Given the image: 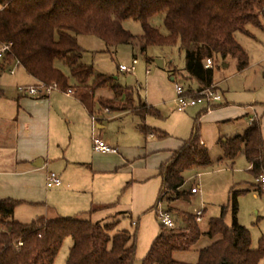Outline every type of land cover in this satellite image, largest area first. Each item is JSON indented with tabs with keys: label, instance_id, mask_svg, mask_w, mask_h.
<instances>
[{
	"label": "trees",
	"instance_id": "1",
	"mask_svg": "<svg viewBox=\"0 0 264 264\" xmlns=\"http://www.w3.org/2000/svg\"><path fill=\"white\" fill-rule=\"evenodd\" d=\"M0 6V49L12 45L5 61H18L38 81L37 85L56 84L63 92L73 90L91 117L104 108L112 112L130 111L139 118V128L146 138L169 136L146 124L148 117L160 118L159 111L149 106L135 88L124 87L115 77L97 74L93 66L81 63L84 50L78 36L98 38L109 52L133 40V35L123 27L124 21L141 23L142 50L156 46L179 47L184 53L186 79L198 85L195 90L188 89L193 94L215 87L214 69L220 60L233 58L238 62L239 71L247 69L249 53L236 36L252 35L251 27L264 30V0H0ZM158 15H162L168 35L149 24ZM208 59L213 61L210 68H206ZM57 62L69 68L76 81L74 85L57 68ZM101 89H109L113 98H97L96 92ZM200 124L197 117L191 137L161 165L160 191L149 211H158L159 205L167 201L165 211L169 213L173 201H189L190 194L183 190L187 183L185 173L212 164L209 149L201 141ZM220 144L224 154L220 161L227 160L233 166L243 155L250 164L249 173L260 181L264 174L260 119H255L243 134L221 139ZM254 188L261 194L264 186L259 182ZM243 193L238 191L232 196L231 226L225 224L224 216L210 220L208 235L215 241L198 253L196 264H260L264 260V235L258 248L253 249L250 231L237 219L238 198ZM20 204L12 198L0 200V264H55L67 238L73 239V246L66 264H135L137 233L119 230L121 218L129 214L119 213L101 222L37 217L26 224L14 218ZM115 205L93 207L90 213ZM186 222L185 228L166 229L161 224L142 264H189L176 260L174 254L192 251L202 231L196 216L187 217ZM132 223L138 225L135 221Z\"/></svg>",
	"mask_w": 264,
	"mask_h": 264
},
{
	"label": "rangeland",
	"instance_id": "2",
	"mask_svg": "<svg viewBox=\"0 0 264 264\" xmlns=\"http://www.w3.org/2000/svg\"><path fill=\"white\" fill-rule=\"evenodd\" d=\"M149 24L159 30L163 35H168V29L163 24L162 15L153 17ZM123 27L133 35V40L129 44H119L115 48L107 51L105 43L93 36H78L84 52L82 54L81 63L93 66L97 74L113 76L118 80V83L124 87H133L139 90L140 97L147 101L148 104L154 106L161 113V118L149 117L147 125L155 127L158 130L165 131L170 138L166 141L158 140L155 143L168 144L175 146L182 140L190 137L195 126V120L198 117L199 108L188 109L186 112H180L177 109V94L176 88L181 86L185 89L192 86V83L186 79L187 73L185 71V56L180 51L179 47H148L145 51L142 50V35L143 28L141 23L134 20H127L123 22ZM250 32L258 35V39H254L238 34L237 41L245 47L249 53V66L244 71H239L238 62L233 58H228L226 61L220 60L218 66L214 69V81L219 84L221 90L230 93H238L239 96H245V99L259 98L264 96V33L260 29L249 28ZM138 59L135 71L131 73L121 72L120 66L130 67L133 60ZM158 61L163 62V67H160ZM2 60L0 59V65ZM57 68L70 78V85H74L75 79L71 76L68 67L64 66L62 62L56 63ZM9 68L18 71L17 64L10 67L6 66L3 71H0V90L4 92V97L0 99V111L13 107L15 99L18 96L17 86L19 84L16 76H11ZM175 78V79H174ZM174 79V80H173ZM105 94L104 99L112 97L109 90H100ZM222 93V92H221ZM66 94L62 91L52 93L53 97L61 99L62 105L69 107V101L66 99ZM223 98V95H222ZM67 100V101H65ZM217 108V107H215ZM81 109V107H79ZM104 109H98L97 115L100 119L115 121L106 122L107 135L110 139V146H115L116 143L120 145V149H128L123 151L127 155L136 153L139 147L143 145L149 146L150 139H144V136L138 132L139 118L134 116H127L124 119H111L110 115H104ZM79 111V110H78ZM124 111V110H123ZM120 111L119 113H123ZM126 112V111H124ZM211 113V112H210ZM60 108L57 116L58 129L62 135V149L56 148L58 155L53 157L54 163L50 170H53L61 175L63 178L71 176L74 180L75 186L82 185L86 193H81V206L75 205L77 209L84 212L81 218L89 219L90 215L85 211H89L92 204H97L99 196L107 195L111 197L109 200L116 202V206L130 204L132 198L131 187L126 186L128 180L132 178V172L128 171V167L122 170L116 169V173H97L92 171V154L93 139L89 144L86 153L80 155L79 160L82 165H70L68 172H65L66 165L64 155L66 158L71 156L76 150L74 144L68 149L71 141L70 127L66 121H84L86 117L78 112L76 109L71 110L70 114ZM67 115V116H66ZM208 114L202 115L200 124V135L203 140L207 142L212 164L204 169H193L185 173L187 185L183 188L190 194V200H175L170 203V215L178 227H187L186 219L189 216H195L200 211L202 214V221L198 223L201 228L202 236L198 244L190 252H176L174 258L180 262L196 264L198 260V253L213 245L215 240L208 235L210 220L224 216V222L227 226L233 223L232 210V196L235 192L245 191L238 198V214L237 219L239 224L246 227L252 238V248L257 249L260 238L264 235V188L262 193H257L254 186L259 183L250 173L248 163L245 156L241 155L236 163L232 166L229 161H220L223 157V151L220 144V137L223 135L235 136V134H242L244 128L241 127L242 122H248L246 119L237 120L234 122H227L218 124L210 120ZM86 121H91L92 118L87 116ZM107 125V124H106ZM264 125V122H263ZM94 126V125H93ZM97 134V132H96ZM88 141V137H86ZM57 145V144H56ZM7 146V145H6ZM88 147V145H87ZM151 157H141L135 160L134 171H139L147 166L153 167L154 160ZM152 159V160H150ZM149 161V163H148ZM148 163V164H147ZM70 171L74 173L69 174ZM137 171V172H138ZM67 173V175H66ZM123 178L128 179L120 187ZM131 178V179H130ZM126 186V187H125ZM200 187V193L197 195L191 194V190L195 187ZM70 192V191H69ZM50 201L56 199L60 202L55 206L45 200L47 206H31L19 205L15 211V218L22 223H30L37 217L52 218L54 217L55 208L57 210H67V199L54 196L56 191H49ZM72 193V192H70ZM172 194L168 195L171 196ZM71 194L68 195L70 197ZM106 197L105 200H108ZM77 198V197H76ZM75 198V199H76ZM158 198V192L155 200ZM66 199V200H63ZM153 200L151 208L156 204ZM49 205V206H48ZM168 202L164 201L159 205L158 211H147L141 216H126L121 218L119 230H127L130 233H137V253L135 264H142V260L148 253L153 240L158 236L161 229V221L159 219V211L166 209ZM54 208V209H53ZM225 209V210H224ZM225 211V212H224ZM224 212V213H223ZM64 216V215H62ZM133 220L138 224L134 225ZM156 234V235H154ZM154 236V237H153ZM153 237V239H152ZM73 239L67 238L62 244L61 250L57 256L55 264H66L70 248L73 246ZM264 264V260L260 263Z\"/></svg>",
	"mask_w": 264,
	"mask_h": 264
},
{
	"label": "crops",
	"instance_id": "3",
	"mask_svg": "<svg viewBox=\"0 0 264 264\" xmlns=\"http://www.w3.org/2000/svg\"><path fill=\"white\" fill-rule=\"evenodd\" d=\"M1 9L2 7L0 6V10ZM260 31H262V34L264 33V30ZM251 34V38H254L255 40L258 39V35L253 33ZM78 42L82 47V43H80L79 38ZM82 49L84 50L83 47ZM82 58L83 57H81V61ZM1 60L2 64L0 65V71H3L6 66L10 67L12 65H15L16 63V60H11L8 62L5 61V59ZM10 70L11 68H9V71ZM17 70L18 71H15L14 75H11L16 76L18 79L19 84L17 86V90L20 86H36L38 84V81L27 74V71H25L21 66H18ZM191 83V88H193L194 90L198 88V85L195 82ZM214 84L219 92H222V103L219 104L216 109L209 112H205L204 106L190 108H199V120L201 116L205 114H208V116L211 117V121H215L218 124L227 122L231 123L237 120L247 119V123H241V127L244 128L243 131L245 132L247 127H249L253 122H251L252 119H260L262 121V134L264 138V96L259 98L245 99V96H239L238 93L233 94L228 91L221 90L219 84L215 81ZM190 87H188L187 90ZM137 92L139 93V90H137ZM65 96L67 100H70L69 107L62 105V103H60L61 99H59V97H53L52 93L49 96L43 95L28 97L23 96L18 92V96L15 99L16 102H14L13 107H9L8 109L0 111V200L12 198L14 200L20 201V205L24 204L31 206H41L42 208L44 207V205L47 206L45 203L46 200L48 203L57 206L60 204V202H58L56 199H52V201H50V196L52 194H49V191L55 190L56 193L54 196H58L61 198L64 195V197L62 198H68L66 203V205L68 206L67 210H57V208H53L55 210L54 212L56 213H54V217L47 218L49 220L57 219V217L81 218V215L84 213L81 212L82 210L80 211L79 209H77L75 205H77L78 207L82 205L80 203L81 199L84 197H79V195L81 193H86L81 192L85 191V188H83L82 185L75 186L76 183H74V180L71 178V176L63 178L59 173L50 170L51 166L54 164L52 162L53 157H56L58 155V153H56V148L58 147L57 150L62 149V145L64 143V141H62L61 132L58 129L57 121V116L60 108L63 109L64 112L68 111L67 115L70 114L71 110L76 109V113L78 112L79 114H81V116L83 115L84 118L86 117L87 119V116L91 117L87 109L79 100H77L74 95L68 96L66 94ZM3 97L4 92L0 90V99ZM96 97L105 98L106 96L103 92H100V90H98L96 92ZM112 98L113 93L112 97H108V99ZM148 105L152 106L151 104ZM79 107H81V109H79ZM127 116L136 117L130 111H123V113L112 112L111 119H124ZM86 119H84V121H66V123H68L70 127L71 135V141L69 143L68 149L74 144V149L76 151L71 156H68L71 157L70 159L66 158V155L63 156L66 161V165L64 166L65 172L69 171L70 165H82V162L80 163L78 157H80L83 152L86 153L88 149L91 151V149L89 148V144L92 143L91 141L94 136L106 142L108 145L111 144L110 139L107 135V126L108 123L115 121L100 119L99 121H97L94 127V124L92 125L91 121H86ZM140 123H138V132L143 135L139 128ZM151 128L155 131H161L155 127ZM237 135L235 134V136ZM235 136L223 135L219 139H230ZM86 137H88V141L86 140ZM148 138L150 139V141H153L157 137L155 135H149L147 138L144 136L146 142ZM169 138L170 136H168L166 139H157L166 141ZM186 140L184 139L180 141V143L176 144L175 146L155 143L153 141L149 143V146L145 147L143 145L142 147H139V150L136 153L130 155L124 153L123 151H127L128 149H120V145L118 143H116L114 147L111 145V147L117 149L116 152L112 153L96 152L93 147V152H91L92 158L90 161H92L91 168L95 174L116 173V169L122 170L125 167H128V171L132 172V179L130 178L131 180L129 181L128 179L123 178L120 186L124 187L123 183L128 180L126 186L131 187L132 189V200L129 205H115L112 208H101L95 213H90L93 207H102L104 205L116 204L118 202V200L116 202H114L113 200H109L111 199V197H107V195L102 194L101 196H99L100 199H98L99 201H97V204H92L90 210L88 212L85 211L90 215L89 219H91L93 222H101L109 217L118 215L119 213H127L131 217L138 216V218L142 213H146L151 208V204L153 203V200H155L157 192L159 194L160 191L161 178L159 177V169L161 165L166 163L168 159L170 160L173 157L174 153L182 148V146L184 145V141ZM201 141L202 144L208 148L207 142L203 140L202 137ZM151 156H153L152 158L154 160V166L152 168L147 166L143 170L139 168V171L137 170L138 172L134 171L136 168L133 164L135 163L137 157L146 158ZM238 158L236 159V161L238 160ZM39 161L42 162V166H39ZM248 168L250 170L249 163ZM50 173H56L60 177L62 181V184L60 186L53 188L47 187L46 181ZM73 173V171L69 172L70 175H72ZM69 191L72 193H70ZM69 194H71L70 197H68ZM106 197L108 200H105ZM162 210L165 211V208ZM197 213L195 214V216L197 215ZM15 220L17 219L15 218Z\"/></svg>",
	"mask_w": 264,
	"mask_h": 264
},
{
	"label": "built area",
	"instance_id": "4",
	"mask_svg": "<svg viewBox=\"0 0 264 264\" xmlns=\"http://www.w3.org/2000/svg\"><path fill=\"white\" fill-rule=\"evenodd\" d=\"M12 45H4L0 49V59H5L6 54L11 51ZM17 66H20V63L16 61ZM138 64V59L135 58L133 60V63L130 67L127 66H120V71L131 73L135 71L136 65ZM213 66L212 59H208L206 62V68H210ZM11 75L15 74V70L12 69L10 71ZM55 91H61L56 84L46 85V84H39L36 86H20L18 88V92L23 96L28 97H35V96H49L51 93ZM63 92V91H62ZM68 96L74 95L73 90H68L67 92H64ZM176 94H177V109L180 112H186L188 109L197 107V106H204L205 111L209 112L217 107L219 104L222 103V95L219 92V90H216V87H210L207 89L197 90L193 94H190L187 89L178 86L176 88ZM104 115H110L109 109H106L104 112ZM100 120V117L97 115L92 116V121L94 124V127L97 123V121ZM254 121V119L251 120V122ZM93 147L96 152H102V153H112L116 152L117 149L111 147L106 142L102 141L98 137H93ZM47 187L53 188L60 186L62 184V181L60 177L56 173H50L48 175L47 179ZM260 184L264 186V174L260 179ZM191 192L193 194H198L200 192L199 186H195ZM203 212H198L196 215V222H201ZM159 219L161 221V224L166 227V229H172L175 228L177 225L175 221L172 219L171 215L167 213L166 211L160 210L159 211ZM21 245V244H20Z\"/></svg>",
	"mask_w": 264,
	"mask_h": 264
},
{
	"label": "water",
	"instance_id": "5",
	"mask_svg": "<svg viewBox=\"0 0 264 264\" xmlns=\"http://www.w3.org/2000/svg\"><path fill=\"white\" fill-rule=\"evenodd\" d=\"M157 63H158V65L160 66V67H163V62L162 61H158L157 60ZM39 166H42L41 164H42V162L41 161H39Z\"/></svg>",
	"mask_w": 264,
	"mask_h": 264
}]
</instances>
